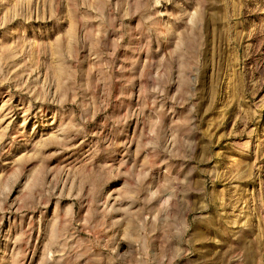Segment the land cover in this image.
Returning a JSON list of instances; mask_svg holds the SVG:
<instances>
[{"label": "rangeland", "instance_id": "obj_1", "mask_svg": "<svg viewBox=\"0 0 264 264\" xmlns=\"http://www.w3.org/2000/svg\"><path fill=\"white\" fill-rule=\"evenodd\" d=\"M0 264H264V0H0Z\"/></svg>", "mask_w": 264, "mask_h": 264}, {"label": "bare ground", "instance_id": "obj_2", "mask_svg": "<svg viewBox=\"0 0 264 264\" xmlns=\"http://www.w3.org/2000/svg\"><path fill=\"white\" fill-rule=\"evenodd\" d=\"M231 85V84H230ZM225 95V94H224Z\"/></svg>", "mask_w": 264, "mask_h": 264}]
</instances>
